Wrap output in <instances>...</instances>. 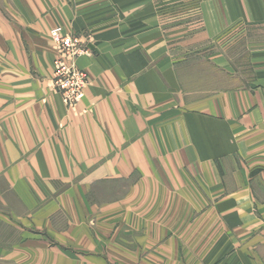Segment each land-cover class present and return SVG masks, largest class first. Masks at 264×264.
Segmentation results:
<instances>
[{"label":"crops","instance_id":"0c3cea01","mask_svg":"<svg viewBox=\"0 0 264 264\" xmlns=\"http://www.w3.org/2000/svg\"><path fill=\"white\" fill-rule=\"evenodd\" d=\"M239 23L264 27V0H0L10 263L264 264V49L248 88L186 84ZM57 28L92 38L74 110L50 88Z\"/></svg>","mask_w":264,"mask_h":264},{"label":"rangeland","instance_id":"374dc122","mask_svg":"<svg viewBox=\"0 0 264 264\" xmlns=\"http://www.w3.org/2000/svg\"><path fill=\"white\" fill-rule=\"evenodd\" d=\"M178 9V8H177ZM264 49V27L239 23L221 36L209 40L202 54L193 57L195 67L186 77L192 91H230L250 87L253 71L250 54ZM85 56V55H84ZM216 62V63H215ZM4 200L0 198V264H36L35 262L10 263L7 251L22 239L23 231L10 223ZM54 245V244H53Z\"/></svg>","mask_w":264,"mask_h":264},{"label":"built area","instance_id":"2783aa9c","mask_svg":"<svg viewBox=\"0 0 264 264\" xmlns=\"http://www.w3.org/2000/svg\"><path fill=\"white\" fill-rule=\"evenodd\" d=\"M51 37L56 60L50 88L61 96L63 104L69 110H74L90 85L87 72L80 69L76 61L79 57L90 54L89 44L92 38L88 35L65 34L60 28L54 29Z\"/></svg>","mask_w":264,"mask_h":264}]
</instances>
